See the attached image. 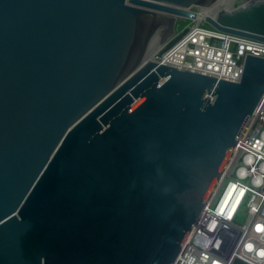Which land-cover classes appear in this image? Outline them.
Returning <instances> with one entry per match:
<instances>
[{"label": "water", "instance_id": "obj_1", "mask_svg": "<svg viewBox=\"0 0 264 264\" xmlns=\"http://www.w3.org/2000/svg\"><path fill=\"white\" fill-rule=\"evenodd\" d=\"M217 1L0 0V264L176 263L264 97V57L148 59ZM206 21L264 41V1Z\"/></svg>", "mask_w": 264, "mask_h": 264}, {"label": "built area", "instance_id": "obj_2", "mask_svg": "<svg viewBox=\"0 0 264 264\" xmlns=\"http://www.w3.org/2000/svg\"><path fill=\"white\" fill-rule=\"evenodd\" d=\"M220 1L210 6L213 11ZM225 1L234 9L247 0ZM200 9L192 10L198 14ZM207 17L216 16L178 18L157 59L167 63L163 58L175 55L178 63L167 64L214 76L212 64H216L226 74L217 77L238 81L248 54L264 57V41L220 31L208 24ZM175 264H264V97Z\"/></svg>", "mask_w": 264, "mask_h": 264}, {"label": "bare ground", "instance_id": "obj_3", "mask_svg": "<svg viewBox=\"0 0 264 264\" xmlns=\"http://www.w3.org/2000/svg\"><path fill=\"white\" fill-rule=\"evenodd\" d=\"M224 1L225 0H221L220 2H218V3H216L214 5L217 8V9H215V11L212 10L214 7H205V8L200 9V11L197 14V17L195 19L202 20V18L205 15H209V16H213L214 17V16H216V13H219L221 11L231 10L232 5H231V3H229L230 1L229 2H226V1L224 2ZM255 1H264V0H255ZM162 14L167 15L168 16V20H177L178 18L181 17V16H178V15L170 14V13H162ZM169 29L170 28L167 29L165 34L168 35L170 33L171 34L173 33V30L171 29V32H169L170 31ZM165 34H164V36H165ZM166 41H164L163 43H160V45L152 52V54L148 57V59L157 60L158 61L157 56H158L159 52L161 51L162 46L166 43ZM163 59H166L167 63H169V64H177L178 63L177 62V56H175V55L167 56V57H165ZM203 68H206V66H204ZM212 71L217 76L226 75V74H224L223 68L222 67H220V68L218 67L217 68L216 64H212Z\"/></svg>", "mask_w": 264, "mask_h": 264}, {"label": "rangeland", "instance_id": "obj_4", "mask_svg": "<svg viewBox=\"0 0 264 264\" xmlns=\"http://www.w3.org/2000/svg\"><path fill=\"white\" fill-rule=\"evenodd\" d=\"M189 22H190V20H187V22H186V23H183L181 26H184V25H186V24L189 23ZM207 26L210 27V25H207Z\"/></svg>", "mask_w": 264, "mask_h": 264}]
</instances>
